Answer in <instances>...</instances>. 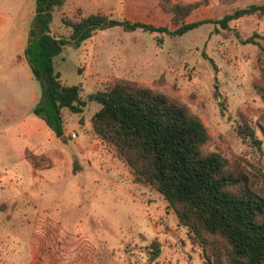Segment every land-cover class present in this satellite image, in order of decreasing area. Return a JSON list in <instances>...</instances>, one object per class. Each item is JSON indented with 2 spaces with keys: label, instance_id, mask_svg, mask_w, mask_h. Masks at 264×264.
<instances>
[{
  "label": "rangeland",
  "instance_id": "1",
  "mask_svg": "<svg viewBox=\"0 0 264 264\" xmlns=\"http://www.w3.org/2000/svg\"><path fill=\"white\" fill-rule=\"evenodd\" d=\"M170 1L199 5L185 22H212L182 36L108 28L77 46L63 19L102 13L174 30L173 13L162 0H65L51 23L69 41L56 69L85 98L132 81L184 106L208 130L204 152L264 195V51L245 42L264 37V18L233 20L228 30L214 22L264 0ZM36 6L0 0V264H210L164 196L135 183L96 136L100 104L63 110L65 141L34 114L42 88L24 52Z\"/></svg>",
  "mask_w": 264,
  "mask_h": 264
},
{
  "label": "trees",
  "instance_id": "2",
  "mask_svg": "<svg viewBox=\"0 0 264 264\" xmlns=\"http://www.w3.org/2000/svg\"><path fill=\"white\" fill-rule=\"evenodd\" d=\"M64 2L37 0L24 52L42 88L34 114L63 138L64 109L80 114L90 103L100 104L92 117L94 133L113 147L135 183L153 187L164 196L180 223L201 241L210 264H221L222 257L227 264H264V195L254 190L246 177L230 171L220 154L204 152L209 133L198 117L164 94L136 82L120 81L87 98L80 85L63 82L56 58L69 41L53 35L51 23L55 8ZM162 2L173 13L174 30L102 13L77 21L63 20L71 28L70 39L77 46L108 28L182 36L212 22H185L198 4ZM247 16L264 18V4L237 9L214 22L228 30L233 20ZM259 40L264 37L256 33L245 42L259 45L264 51ZM153 248V258H157V243Z\"/></svg>",
  "mask_w": 264,
  "mask_h": 264
},
{
  "label": "water",
  "instance_id": "3",
  "mask_svg": "<svg viewBox=\"0 0 264 264\" xmlns=\"http://www.w3.org/2000/svg\"><path fill=\"white\" fill-rule=\"evenodd\" d=\"M62 141H65V138H62Z\"/></svg>",
  "mask_w": 264,
  "mask_h": 264
},
{
  "label": "crops",
  "instance_id": "4",
  "mask_svg": "<svg viewBox=\"0 0 264 264\" xmlns=\"http://www.w3.org/2000/svg\"><path fill=\"white\" fill-rule=\"evenodd\" d=\"M97 136V135H96ZM101 139V138H100ZM102 140V139H101ZM103 141V140H102ZM104 142V141H103ZM106 143V142H105Z\"/></svg>",
  "mask_w": 264,
  "mask_h": 264
},
{
  "label": "built area",
  "instance_id": "5",
  "mask_svg": "<svg viewBox=\"0 0 264 264\" xmlns=\"http://www.w3.org/2000/svg\"><path fill=\"white\" fill-rule=\"evenodd\" d=\"M74 137H76V135H73Z\"/></svg>",
  "mask_w": 264,
  "mask_h": 264
}]
</instances>
